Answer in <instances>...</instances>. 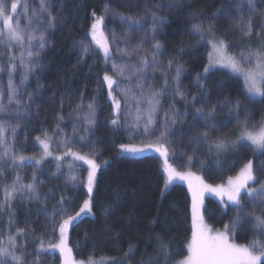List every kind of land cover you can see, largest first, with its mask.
Segmentation results:
<instances>
[{"label":"snow or ice","instance_id":"obj_1","mask_svg":"<svg viewBox=\"0 0 264 264\" xmlns=\"http://www.w3.org/2000/svg\"><path fill=\"white\" fill-rule=\"evenodd\" d=\"M178 2L180 0H173L167 8L160 0H154L151 6L145 3L143 10L152 18L153 34L164 23V19L151 9L171 11ZM56 4L57 0H0V82L7 77L6 84L0 89V217L8 216L7 228H0V264H32V261H39L42 253L48 252L59 253L61 264H131L135 256V245L131 241L127 251L116 246V250L122 252L119 258L101 256L94 259L93 252L84 260L75 259L68 244L69 232L78 226L84 216L93 214L98 173L109 164L108 160L102 164L97 162L99 154L95 151V142L89 139V133L97 122L96 99L93 98L86 109L82 99L73 106L68 117L74 121L71 137L65 131V117L61 113L57 116L55 129L42 130L40 135L32 138V150L38 152V157L26 155L23 148L17 147L20 130L30 127L29 121L39 116L38 112L31 111L36 103L34 97L39 92L25 95L21 89L26 87L30 75L42 67L39 58L47 45V34L55 31L57 22L63 19L53 11ZM229 4L231 7L223 9V14L231 16L233 8L241 13L238 20L233 21V27H238L241 40L247 41L238 53L223 34L217 35L215 21L220 10L214 12L207 22L199 14L189 16L190 34L196 37L197 44L208 49L203 73L207 74L216 68L227 69L232 78L241 81V94L245 99L264 98V0H229ZM60 8L62 10V3ZM103 13L98 16L93 11V21L87 32L90 41H81V48L82 55L102 56L106 65L98 85L106 90L110 102L112 114L108 122L114 130L125 127L133 130L128 134L129 142L119 144L117 155L135 157L147 151L158 153L163 160L161 199L174 181L186 182L191 197V236L186 244L184 258L170 261V241L165 242L164 235L158 234L154 237L157 254L149 259L159 261L162 256L164 264H264V164L254 167L253 161L247 160L236 175L227 178L226 183L213 184L206 182L203 176L190 167L180 170L169 163L170 154H175L170 133L178 123L185 122L187 108L194 109L193 121L197 118L201 121L199 125H192L195 134L189 138V142L194 145V149L193 154L187 156L189 164L197 153L207 158L215 156V162H218L236 150L243 141L251 145L253 155L257 151L264 153V114L257 120L245 109L246 115L243 119H236L235 127L229 130V134L221 133L219 126L214 123L217 107L211 104L197 106V97L192 96L188 100L181 90L183 65L176 63L175 57L168 59L166 66L157 62L156 57L163 47L159 41L151 45L152 59L149 62L148 50L143 42L121 49L117 46L119 37L116 33L113 31L109 34L105 30L107 16L118 15L121 22L129 27L141 25L146 17L119 13L110 6H105ZM183 52L184 48L181 47L179 53ZM115 55L121 59L117 60ZM109 65L110 68L107 67ZM20 70L23 71L17 83L16 74ZM157 72L164 79L158 89L148 83ZM170 73L175 81L174 96L185 103L184 112L174 106L164 110L162 100L169 95ZM203 78L200 73L197 74L199 87H204L200 83ZM240 106L238 98L234 102L229 100L222 110L228 111L230 115L235 113L238 117ZM28 142L29 134L25 131L22 143L27 145ZM53 161L56 173L64 176L65 186L70 185L77 194L85 197L78 210H73L74 197L68 196L66 192L57 195L55 189H50L49 193L41 195L44 181L38 174L46 162ZM200 163L203 167L204 161ZM26 167L32 169L31 179L27 183L20 171ZM64 168H67L66 173ZM81 172H86V176L81 178ZM10 174L12 178L8 181ZM242 193L246 195L242 196ZM206 195L216 197L221 205L231 207L235 212L233 219L224 224L222 230L206 221ZM53 201L51 214L43 225L51 234L46 246L45 236H37L35 229L29 228L27 222L23 228L16 225L14 205L17 202H35L43 203L46 207ZM157 222V219L151 221L153 225ZM245 223L250 226L251 240L249 243H237L236 232ZM29 235L39 244L38 250L32 254V261L27 252ZM258 236L260 239H257ZM22 240L24 243H21ZM139 264L146 262L142 260Z\"/></svg>","mask_w":264,"mask_h":264},{"label":"trees","instance_id":"obj_2","mask_svg":"<svg viewBox=\"0 0 264 264\" xmlns=\"http://www.w3.org/2000/svg\"><path fill=\"white\" fill-rule=\"evenodd\" d=\"M153 2L154 0H57L53 11L63 19L57 22L55 31L47 34L48 42L39 58L42 67L30 75L26 87L21 89L25 95L34 91L39 92V95L34 97L36 103L31 108V111L38 112L39 116L29 121L30 127L20 130V142L17 147L23 148L26 155L37 157L38 152L32 150V138L40 135L42 130L55 129L57 116L61 113L65 117L63 125L65 131L71 137L74 121L69 120L68 117L73 111V106L80 103L82 99L86 109L87 104L92 102L93 98L96 99L97 122L92 132L89 133V139L95 142V151L99 154L96 157L97 162L102 164L104 160H108L109 164L103 166L98 173L93 214L84 216L78 226L70 231L69 244L77 260L87 259L88 255L93 252L96 258L101 256L119 258L122 252L117 251L116 246L127 251L131 241L135 245V256L131 264H139L142 260L146 264H164L162 256L159 261L149 259L157 254L154 237L162 234L165 242L170 241V261H179L186 255V244L191 236V197L187 183L174 181L164 198L161 199L163 160L159 154L147 151L142 156L135 157L127 154L117 155L119 144L128 143V134L133 130L126 127L114 130L108 122L112 114L109 107L110 102L106 90L98 85V81L103 78L106 65L102 56L82 55L81 41H90L87 32L93 21V11L98 16L103 15L104 7L110 6L119 13L145 16L146 19L141 25L131 27L122 23L118 15L107 16L105 30L109 34L113 31L116 33L119 37L117 46L121 49L131 48L143 42L145 49L148 50L149 62L152 59L151 45L159 41L163 47L156 57L157 62L161 66H166L168 59L175 57L176 63L183 65L181 90L185 92L188 100L196 96L197 106L211 104L217 107L214 123L219 126L221 133L229 134V130L235 127L236 119H243L246 115L245 109L257 120L264 114V98L245 99L241 94V81L232 78L229 71L219 68L207 74L203 73L207 65L208 49L204 45L197 44L196 37L190 34V14H199L207 22L214 12L220 10V15L215 21L217 35L223 34L226 40L231 41L233 50L238 53L247 41L241 40L239 28L233 27V21L238 20L241 13L233 8L231 16L223 14V9L231 7L229 0H180L171 11L152 8V11H156L164 19V23L157 28L155 34L151 30L152 18L143 10L145 3L151 6ZM160 3L167 8L173 0H160ZM258 23L257 18V25ZM181 47L184 48L183 53H179ZM115 58L121 59L119 55H115ZM107 67L110 68V65ZM22 71L16 74L17 83ZM198 73L204 77L200 81L204 87H199L196 82ZM168 79L169 95L162 100L164 110L174 106L184 112L185 103L179 97L174 96L175 81L172 80L171 73ZM6 82L7 77L5 76L0 82V89ZM148 83L154 84L158 89L163 85L164 79L157 72ZM38 85L42 87L38 88ZM238 98L241 101L238 117L235 113L230 115L228 111L222 110L229 100L234 102ZM62 102L63 108H61ZM187 113L185 122L178 123L170 133L175 154H170L169 162L174 167L180 170H187L190 167L192 171L203 176L206 182L219 184L224 183L229 176L236 175L247 160H252L254 167L264 164V153L253 155L251 145L247 143H240L236 150L218 162H215V156L207 158L202 153H197L189 164L187 156L192 155L194 149V145L189 142V138L195 134L192 125L193 123L199 125L201 121L199 118L193 121L195 113L191 107L187 108ZM162 119L161 113L160 122ZM25 131L29 134L27 145L22 143ZM202 160L204 161L203 167L200 163ZM20 171L24 182H29L32 169L26 167ZM63 171L66 173L67 168ZM54 173H56L55 162H46L38 174L39 178L44 181L41 186V195L49 193L50 189H55L57 195L60 192H66L68 196L74 197L73 210H78L79 204L85 197L77 194L70 185L66 187L63 175ZM80 176L85 177L86 172H81ZM11 178L10 174L8 181ZM53 206L54 201L48 203L46 207L43 203L17 202L14 205L16 225L23 228L27 222L29 228L35 229L37 236H45L47 246L51 234L50 230H46L43 225L51 214ZM248 207L250 210V206ZM205 208L206 221L216 229L223 228V225L229 223L235 216L231 207L225 208L213 198L207 199ZM153 219L158 221L155 225L151 223ZM7 220V215L0 217V228H7ZM257 239L260 237L258 236ZM236 240L237 243L250 242L251 229L247 223L237 230ZM21 243L24 241L22 240ZM26 243L29 258L32 261V254L38 250L39 244L31 235ZM32 264H61V261L59 253L48 252L42 253L39 261H32Z\"/></svg>","mask_w":264,"mask_h":264},{"label":"rangeland","instance_id":"obj_3","mask_svg":"<svg viewBox=\"0 0 264 264\" xmlns=\"http://www.w3.org/2000/svg\"><path fill=\"white\" fill-rule=\"evenodd\" d=\"M216 69H219V68H216ZM214 70V69H213ZM227 70V69H226ZM228 71V70H227ZM256 98H260V97H256ZM240 143H247V144H249L247 141H243V142H240ZM250 145V144H249ZM256 153H258V154H262L261 152H259V151H257ZM170 163V162H169ZM227 181V180H226ZM226 181L224 182V183H226ZM172 185H170L169 186V189H170V187H171ZM243 194H245V193H242L241 195H243ZM208 198H213V199H216V200H218L216 197H214V196H211V195H206V197H205V203H206V201H207V199ZM219 201V200H218ZM220 202V201H219ZM223 228H220V230H222ZM69 234H70V232H69ZM68 244H69V237H68ZM69 247H70V244H69ZM94 259H99V258H96V257H93ZM106 258H110V257H106Z\"/></svg>","mask_w":264,"mask_h":264}]
</instances>
